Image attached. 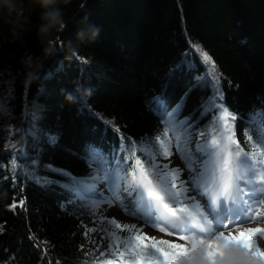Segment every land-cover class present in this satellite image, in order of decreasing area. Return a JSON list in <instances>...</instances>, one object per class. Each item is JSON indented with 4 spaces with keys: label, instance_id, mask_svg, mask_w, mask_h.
Returning a JSON list of instances; mask_svg holds the SVG:
<instances>
[{
    "label": "trees",
    "instance_id": "16d2710c",
    "mask_svg": "<svg viewBox=\"0 0 264 264\" xmlns=\"http://www.w3.org/2000/svg\"><path fill=\"white\" fill-rule=\"evenodd\" d=\"M16 5L0 8V264H99L112 242L113 226L48 166L84 180L93 150L106 165L144 161L142 150L172 128L185 142L189 130L208 134L213 102L236 117L251 151L250 121L264 109V0H60L65 28L47 37L35 0ZM90 26L98 37L78 39ZM26 52L42 64L29 87Z\"/></svg>",
    "mask_w": 264,
    "mask_h": 264
},
{
    "label": "snow or ice",
    "instance_id": "6c2138e0",
    "mask_svg": "<svg viewBox=\"0 0 264 264\" xmlns=\"http://www.w3.org/2000/svg\"><path fill=\"white\" fill-rule=\"evenodd\" d=\"M204 60L212 62L206 53ZM216 93L222 99L219 88H216ZM212 107L219 109L217 121L221 123L223 131L219 137L212 138L210 144L197 145V150L208 157L202 161V168H196V158L177 144L176 151L182 155L189 172L186 179H181L180 168L169 169L167 165L154 163L150 149L142 150L144 161L137 157L134 164L127 163L123 169L117 162L116 170L107 168L105 158L93 150L89 154V161L90 166L95 165V169L84 180L76 179L60 168L48 166V171L68 177L79 199L94 192L96 181L106 182L111 198H104L103 204L112 207L115 202L126 215L138 213L139 218H146L145 225L150 223L151 227L160 232L167 231L169 235L176 232L178 238L188 241L192 248L203 249L209 264H217L221 253L216 241L202 238L205 235L222 238L229 244L242 245L264 264V250L258 246V238L264 239V228L239 227L241 224L264 222V109L254 113V122H258L260 131L255 141L252 135H248L252 149L245 152L236 141L233 125L229 123L230 120L235 121L236 117L223 105L213 102ZM163 115L169 120L173 118V113L165 112ZM157 142L161 156H172L171 140L157 138ZM128 169H131L130 173ZM29 175L37 185L57 183L47 177ZM189 182L197 190L191 196L189 188L185 187ZM122 193L133 198L135 211L124 204ZM197 195L204 201L203 204L197 201ZM20 206H23V202ZM12 207L17 205L13 204ZM95 207L99 209L101 205L96 204ZM102 218L119 231L109 230L112 242L106 245L105 251L100 252V264H113V259L123 258L125 254L127 259L122 264H189V247L142 235L144 225L137 228L135 224L122 225L116 218ZM228 223L232 228L227 227ZM88 231L95 232L97 229L89 228ZM233 231L237 234H233ZM104 257L113 259L105 260Z\"/></svg>",
    "mask_w": 264,
    "mask_h": 264
},
{
    "label": "clouds",
    "instance_id": "9594fccd",
    "mask_svg": "<svg viewBox=\"0 0 264 264\" xmlns=\"http://www.w3.org/2000/svg\"><path fill=\"white\" fill-rule=\"evenodd\" d=\"M67 3V0H64ZM35 3L41 9L40 20L41 23L38 29V35L47 37L53 31L62 32L65 28L64 13L59 7L60 0H35ZM0 8H6L9 13L17 10L16 0H0ZM22 14V13H19ZM91 32L92 37H98L99 29L95 26H90L87 30H81L77 35L78 39L84 41L89 38L88 33ZM44 44L43 51L47 55H51L54 51V42L51 39H44L41 41ZM75 55V52H73ZM21 63L26 69L24 84L29 87L31 83L39 79V71L42 64L34 60L31 53L26 52L21 60ZM219 245L220 256L217 264H261V262L253 255V253L236 243H226L222 238L216 236L210 237ZM189 264H209L205 258L204 250L200 248H192Z\"/></svg>",
    "mask_w": 264,
    "mask_h": 264
},
{
    "label": "rangeland",
    "instance_id": "374dc122",
    "mask_svg": "<svg viewBox=\"0 0 264 264\" xmlns=\"http://www.w3.org/2000/svg\"><path fill=\"white\" fill-rule=\"evenodd\" d=\"M6 83H7L6 76L0 75V92L2 91V85L6 84ZM0 100H1V99H0ZM218 105H222V104H218ZM219 114H220V113H219V109H218V115H219ZM216 120H217V119H216ZM218 123H219V125L221 126V130L223 131L221 123H220V122H218ZM229 123H231V124L233 125V130H234L235 121H231V120H230ZM207 131H208V133H211L212 136H210V135H208V134H206V133L204 132V137H203V139L200 141L199 145H205L206 143L210 144L211 139L214 138V137H217V134H218V133H217L215 127L209 128ZM221 133H222V132H221ZM169 140H171V143H172V156L165 158V157L161 156L159 153H157L156 150H152V153H151V154H152V156H154V158H155V159H154V163H156V164H158V165H161V166H163V165H167L169 169L180 168L181 171H182L181 179H186V178L189 177V172H188V169H187V167H186V162L184 161L182 155L179 154V153H177V151H176L177 144H178V143H182V139L180 138V136H178V135H176V134H173V132L171 131V132L169 133ZM195 147H197V146L195 145ZM186 151L189 152V149H187ZM195 151L197 152L198 150L196 149ZM198 153H201V152L198 151ZM202 154H203V153H202ZM203 156H204L205 158H204ZM203 156H200L199 158H202V159L204 158L203 161H205V160L208 159V157H206L204 154H203ZM198 161H199V160H198ZM198 161H196V162L198 163ZM198 166H201V165L198 164ZM195 167H196V165H195ZM185 187H188V188H189V195H190V196H191V195H194V193L192 192L193 189H192V187H191L190 182H189L188 184H186ZM103 188H105L106 191H104ZM96 189H97V191H96L97 195H96L95 197H96L97 202H95V205H96V204H100L101 207H100L99 209H97V208L95 207V209H96L97 213L101 216V218H102L103 216H106V217H108V218H116L117 221H118L119 223H121L122 225H123L124 223L135 224L137 228H141V226H142L143 224L139 223V221H138V217H136L135 215H131V216L126 215L125 212L121 209V207L118 206V205H116L115 202H114V205H113L112 207H108L106 204H103V199H104V198H109V199L111 198V196H110V192H109V190H108V186H105V185L102 184V183H96ZM104 194H105V195H104ZM123 195H124V194L122 193V194H121V197H122ZM196 199H197V198H196ZM122 200H123L124 202H125V201L130 202V204H131V202H132V203L134 202V201H133V198H132V197H129V196H127V195H125V197H124ZM197 201H198V199H197ZM199 202H200V201H199ZM112 210L117 211V212L120 213L122 216L129 218L131 221L122 223V222H123V219L117 217V216H116V212H114V211H112ZM129 210L134 211V210L132 209V207H131V209H129ZM263 211H264V209H263ZM239 227H241V228H242V227L257 228L258 226H257V224H255V223H251V224H247V225H245V226H239ZM261 228H264V224H262ZM156 229H157V228H153V227H151V224H147V225H144V226H143V228H142V232H141L140 234H142V235H146V236H148V237L154 238L156 241H159L160 238H163V236L160 237V238H158V235H159V234H157V232L159 233L160 231H157ZM116 231H119V230H116ZM155 231H156V232H155ZM160 233H162V232H160ZM233 234H237V232H236V231H233ZM125 235H131V233H125ZM162 235H163V234H162ZM159 236H160V235H159ZM168 239L170 240L171 238H168ZM182 243H185V241L183 240ZM189 244H190V243H189ZM258 246H259L262 250H264V239H259V238H258Z\"/></svg>",
    "mask_w": 264,
    "mask_h": 264
},
{
    "label": "bare ground",
    "instance_id": "6f19581e",
    "mask_svg": "<svg viewBox=\"0 0 264 264\" xmlns=\"http://www.w3.org/2000/svg\"><path fill=\"white\" fill-rule=\"evenodd\" d=\"M112 211L116 212V216H117V217L123 219V222H122V223L131 221L129 218L122 216V215H121L120 213H118L117 211H115V210H112Z\"/></svg>",
    "mask_w": 264,
    "mask_h": 264
}]
</instances>
